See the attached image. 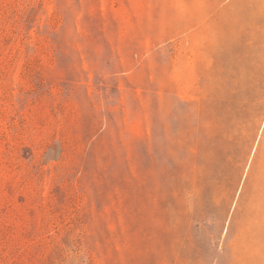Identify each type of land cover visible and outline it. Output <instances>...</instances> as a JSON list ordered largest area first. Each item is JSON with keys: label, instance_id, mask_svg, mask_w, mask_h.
<instances>
[{"label": "rangeland", "instance_id": "obj_1", "mask_svg": "<svg viewBox=\"0 0 264 264\" xmlns=\"http://www.w3.org/2000/svg\"><path fill=\"white\" fill-rule=\"evenodd\" d=\"M0 264H264V0H0Z\"/></svg>", "mask_w": 264, "mask_h": 264}]
</instances>
